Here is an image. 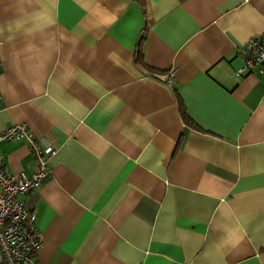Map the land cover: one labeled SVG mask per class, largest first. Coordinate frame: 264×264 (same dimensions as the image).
Returning a JSON list of instances; mask_svg holds the SVG:
<instances>
[{"label":"crops","instance_id":"1","mask_svg":"<svg viewBox=\"0 0 264 264\" xmlns=\"http://www.w3.org/2000/svg\"><path fill=\"white\" fill-rule=\"evenodd\" d=\"M143 4L0 0V131L55 149L19 197L35 262L264 264V77L238 56L264 0ZM0 159L31 175L24 141Z\"/></svg>","mask_w":264,"mask_h":264},{"label":"built area","instance_id":"2","mask_svg":"<svg viewBox=\"0 0 264 264\" xmlns=\"http://www.w3.org/2000/svg\"><path fill=\"white\" fill-rule=\"evenodd\" d=\"M238 56L241 71H255L264 77V41L251 39L241 47ZM172 84L171 77L162 79ZM24 141L31 154V175L8 174L0 159V264H36L43 238L36 226L33 211L19 197L33 194L48 175V160L55 154L51 146H43L23 124L8 125L0 131V143Z\"/></svg>","mask_w":264,"mask_h":264},{"label":"trees","instance_id":"3","mask_svg":"<svg viewBox=\"0 0 264 264\" xmlns=\"http://www.w3.org/2000/svg\"><path fill=\"white\" fill-rule=\"evenodd\" d=\"M135 2L138 4V6H139L142 10H144L143 0H135ZM136 60L141 61V54H140L139 52H138V54L136 55ZM182 115H183V117H184L183 112H182ZM185 119H186V117H185Z\"/></svg>","mask_w":264,"mask_h":264}]
</instances>
